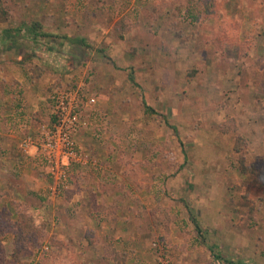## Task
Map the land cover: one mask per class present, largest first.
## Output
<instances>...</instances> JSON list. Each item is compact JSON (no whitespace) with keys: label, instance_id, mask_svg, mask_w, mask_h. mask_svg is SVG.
Instances as JSON below:
<instances>
[{"label":"rangeland","instance_id":"1","mask_svg":"<svg viewBox=\"0 0 264 264\" xmlns=\"http://www.w3.org/2000/svg\"><path fill=\"white\" fill-rule=\"evenodd\" d=\"M2 2L0 65L39 56L44 97L97 102L60 194L35 146L0 164V264H264V0Z\"/></svg>","mask_w":264,"mask_h":264},{"label":"built area","instance_id":"2","mask_svg":"<svg viewBox=\"0 0 264 264\" xmlns=\"http://www.w3.org/2000/svg\"><path fill=\"white\" fill-rule=\"evenodd\" d=\"M83 84L77 87H57L49 93L47 108L49 120L38 128L37 138L31 136L22 142V150L35 146L44 165L54 181L52 190L61 193L67 189L70 168L74 163H86L78 149L75 136L86 124L84 111L96 104L97 98L83 91Z\"/></svg>","mask_w":264,"mask_h":264},{"label":"crops","instance_id":"3","mask_svg":"<svg viewBox=\"0 0 264 264\" xmlns=\"http://www.w3.org/2000/svg\"><path fill=\"white\" fill-rule=\"evenodd\" d=\"M32 35H33V38L29 36L27 38L35 44L34 34ZM7 45L9 48V46L14 45V42L10 41ZM22 51L23 52H20V56L24 55V53H27V50H22ZM41 59L39 56L35 57L34 55L32 56V59H25L23 61H20V59H17L15 61L14 57H11L10 60L9 58L5 59L4 62L0 65L1 66L0 67V70H1L0 71L1 72L0 102L2 101L0 105V113L4 112L3 115L0 114V117L5 118L6 116L5 113H7V116L10 115L8 117L14 119L15 125L13 129L15 128L16 130L13 131V134L16 140L22 137L27 132L28 128L29 129L32 128L31 127L33 126L32 122L35 119L38 120L39 113L42 110L41 108H44V110H47L46 106H47L48 101L46 100L48 98H46V96L44 97V95L42 94V91H44V88L47 85V83L48 82L50 83V81L52 80V75H46L41 78L40 76H38L37 72H35L34 74V71L32 70V68L31 69L29 68L31 65H33L32 64L33 62L35 64H37V62H42ZM5 64L6 66H4ZM31 67H33L34 70L36 68V66H31ZM74 67L75 69H72L69 73L70 77L74 74H77L79 71L77 69L78 66H74ZM69 69H71V67H69ZM81 84H83V82H81L80 85ZM42 100L45 102H43ZM2 104H5L3 108H2ZM22 116L27 118V123L24 125L20 124V120L24 118V117L22 118ZM16 123L20 124L19 128L17 127ZM34 131H37V129L35 130L34 128ZM30 132L31 131H29V133ZM9 140L14 142L13 139H9ZM21 145L20 144L17 145L15 143L13 144V146L8 145V144H3L0 146L1 150L8 151L4 156L2 155V160L0 163L1 166L11 167L17 164L19 168L22 167L23 160H19L20 156L17 159L14 158V156L23 154ZM33 155L36 158L35 154ZM40 158L41 157H39V159ZM29 181L30 179H28L27 182Z\"/></svg>","mask_w":264,"mask_h":264},{"label":"trees","instance_id":"4","mask_svg":"<svg viewBox=\"0 0 264 264\" xmlns=\"http://www.w3.org/2000/svg\"><path fill=\"white\" fill-rule=\"evenodd\" d=\"M10 10L8 11V9L6 8V5L2 2V0H0V16H2V17H9V15H10ZM42 25H41V22H39V21H36V22H33V24H32V28H30L31 29V31L33 32V34L35 35V36H37V37H39V36H46V35H48L47 33H39L38 32V29L41 27ZM9 31H11V32H14L15 31V29H9ZM5 87H6V85H5ZM146 107H147V110H152V108L150 107V106H148V105H146ZM239 147V146H238ZM50 180L53 182L54 181V179H53V177H52V175H50ZM262 185H264V182H262L261 183ZM195 220V219H194ZM21 224H23L22 223V221L20 222ZM196 223H197V227L200 229V226H199V223L196 221ZM203 237L205 238V235H203ZM209 247H210V249H212V251H213V253H214V256L217 258V259H221L222 258V255L219 253V252H217V251H215L216 249H215V247H213V245H209ZM230 263H233V264H248L247 262H245V261H242V260H240V261H236V262H234V261H231V260H228Z\"/></svg>","mask_w":264,"mask_h":264}]
</instances>
